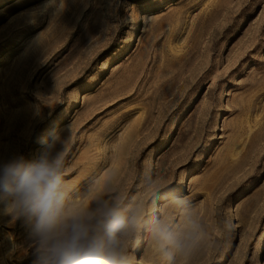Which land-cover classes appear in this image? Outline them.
I'll return each mask as SVG.
<instances>
[{"label": "rangeland", "instance_id": "374dc122", "mask_svg": "<svg viewBox=\"0 0 264 264\" xmlns=\"http://www.w3.org/2000/svg\"><path fill=\"white\" fill-rule=\"evenodd\" d=\"M19 156H60L67 204L141 210L124 264H264V0H0V164ZM8 203L0 264H39Z\"/></svg>", "mask_w": 264, "mask_h": 264}, {"label": "clouds", "instance_id": "9594fccd", "mask_svg": "<svg viewBox=\"0 0 264 264\" xmlns=\"http://www.w3.org/2000/svg\"><path fill=\"white\" fill-rule=\"evenodd\" d=\"M71 129V124L67 126ZM62 160L23 156L0 164V196L8 198L9 215L25 216L38 241L39 264H124L127 242L140 227L139 208L126 215L119 198L101 200L93 192L92 207L67 204L68 192L61 172ZM152 238L171 261L177 236L159 220Z\"/></svg>", "mask_w": 264, "mask_h": 264}, {"label": "bare ground", "instance_id": "6f19581e", "mask_svg": "<svg viewBox=\"0 0 264 264\" xmlns=\"http://www.w3.org/2000/svg\"><path fill=\"white\" fill-rule=\"evenodd\" d=\"M77 102H79V101L77 100ZM168 139H169V137H168ZM168 139H167V140H168ZM140 241H141V239L139 238L138 241H137V245L140 243ZM257 249H258V248H257ZM135 251H136V248H134V249L132 250V253H135Z\"/></svg>", "mask_w": 264, "mask_h": 264}]
</instances>
